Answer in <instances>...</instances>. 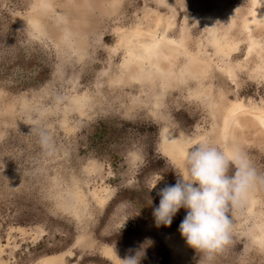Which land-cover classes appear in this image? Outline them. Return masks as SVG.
<instances>
[{
	"label": "rangeland",
	"instance_id": "obj_1",
	"mask_svg": "<svg viewBox=\"0 0 264 264\" xmlns=\"http://www.w3.org/2000/svg\"><path fill=\"white\" fill-rule=\"evenodd\" d=\"M73 1L40 13L36 0H0V264L61 252L63 264H264V22L246 26L264 0H86L81 10ZM154 26L183 39L176 73L188 52L208 72L128 80L120 36ZM217 39L228 53L214 51ZM232 116L248 119L235 146L259 179L229 212L230 242L209 258L178 231L186 209L159 228L152 211L157 190L187 175L191 146L228 156ZM165 129L187 145L184 159L164 153ZM171 238L185 243L179 255Z\"/></svg>",
	"mask_w": 264,
	"mask_h": 264
},
{
	"label": "clouds",
	"instance_id": "obj_2",
	"mask_svg": "<svg viewBox=\"0 0 264 264\" xmlns=\"http://www.w3.org/2000/svg\"><path fill=\"white\" fill-rule=\"evenodd\" d=\"M185 164L187 175L177 176L174 185L157 190L160 200L152 211L154 224L157 228L168 227L176 213L186 209L178 228L181 237L188 246L211 258L230 242L229 212L241 205L259 177L243 155L226 156L207 143L191 146ZM232 167L235 171L229 175ZM162 179L158 177L150 190ZM125 260L127 264H138L136 257Z\"/></svg>",
	"mask_w": 264,
	"mask_h": 264
},
{
	"label": "bare ground",
	"instance_id": "obj_3",
	"mask_svg": "<svg viewBox=\"0 0 264 264\" xmlns=\"http://www.w3.org/2000/svg\"><path fill=\"white\" fill-rule=\"evenodd\" d=\"M50 1L51 0H36L35 4L37 9L34 8L33 9L40 13L45 12L46 9L50 10L51 9L49 5ZM99 1L101 3L103 2V0H99ZM77 2L79 3L78 5L79 10H81L80 7L82 2H84L85 5H87L86 0H79L76 1V3ZM256 2L257 0H255V3ZM73 3H75V1H73ZM114 4L115 2L113 1L111 5ZM257 12L258 13H255L256 17L254 21L251 23H247L246 25L247 28H250L253 25L260 24L261 21L264 22V10L262 9L261 11H257ZM172 24H173L172 20L168 21L167 27L172 26ZM30 25L32 26L33 29H36L39 33H43V30L45 29L43 28L40 19L36 18L35 16L34 17L31 16ZM156 30L157 28L156 26H154L149 28L148 30L140 31L136 29L135 31L126 30L122 32V35L120 36V40H119V45L122 48H124L125 55H124V59H122L123 60L122 64L125 68L124 74L128 77V80H133V81L138 80V82L146 80L145 82H147V81H151V79H154L155 77H158L159 79L161 78V80H164L163 81V83H165L164 85H167L168 83L170 84L172 80L184 79L186 77V74L192 75L193 77L199 79L201 78L200 75L204 74L205 72H208L207 65L201 64L202 61L199 60V58H197L196 55L188 52L186 53L187 57L183 65L184 67L182 68L181 71L179 70L180 71L179 73H176L175 72L176 59H178L179 55L182 53L181 49L184 48L183 39L177 40L173 37L167 36L164 33H162L161 36L159 37L155 35ZM214 41L216 42V43L214 42V44L217 45L214 47V51L216 52L219 51L225 54L228 53V50H226V44L221 45L218 42V39ZM258 45H259L258 40H256L254 37H251L249 48L252 49L253 47ZM260 117H262L263 119L262 115ZM247 121H248L247 118H242V117L235 118L234 116H232L231 118H227L223 128V133L227 139L225 152L228 156H233L237 154V148L235 146L236 140L234 136L235 135L241 136L243 130L249 128V122ZM262 123H264L263 120ZM162 137H163V142L161 143V145L166 156L169 158H173V160L175 161L176 159L179 158L184 159V157L182 156H184V153L186 152L185 147L187 145L182 144L180 140L176 139V137L170 132L169 129H165L163 131ZM232 137L234 139H232ZM247 196L245 200H248ZM253 202L254 199H250L249 203L251 204V206L254 204ZM262 235L264 237L263 232L261 234H258L257 236L255 235V238H263ZM172 240L173 238H171L170 240V242H172L171 243L172 251L174 252V255H179V253L182 252L185 243H183V241L180 240L175 244L173 243ZM102 252L107 257L111 258L113 256L109 247L103 248ZM65 254H66L65 252H61L58 254H51L45 256L40 259L39 263L63 264V259Z\"/></svg>",
	"mask_w": 264,
	"mask_h": 264
}]
</instances>
